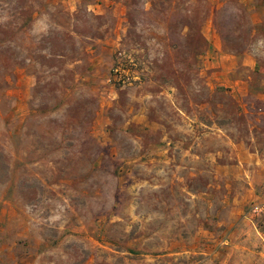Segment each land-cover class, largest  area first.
<instances>
[{
	"label": "rangeland",
	"instance_id": "374dc122",
	"mask_svg": "<svg viewBox=\"0 0 264 264\" xmlns=\"http://www.w3.org/2000/svg\"><path fill=\"white\" fill-rule=\"evenodd\" d=\"M263 199L264 0H0V264H264Z\"/></svg>",
	"mask_w": 264,
	"mask_h": 264
},
{
	"label": "built area",
	"instance_id": "2783aa9c",
	"mask_svg": "<svg viewBox=\"0 0 264 264\" xmlns=\"http://www.w3.org/2000/svg\"><path fill=\"white\" fill-rule=\"evenodd\" d=\"M148 66L145 58L135 50H120L116 54L107 83L113 89L123 90L144 82ZM246 218L249 222H261L264 225V199L255 202Z\"/></svg>",
	"mask_w": 264,
	"mask_h": 264
},
{
	"label": "crops",
	"instance_id": "0c3cea01",
	"mask_svg": "<svg viewBox=\"0 0 264 264\" xmlns=\"http://www.w3.org/2000/svg\"><path fill=\"white\" fill-rule=\"evenodd\" d=\"M148 63V62H147Z\"/></svg>",
	"mask_w": 264,
	"mask_h": 264
}]
</instances>
